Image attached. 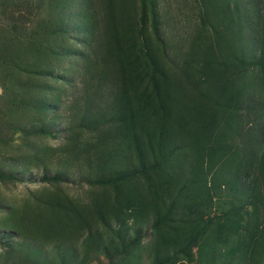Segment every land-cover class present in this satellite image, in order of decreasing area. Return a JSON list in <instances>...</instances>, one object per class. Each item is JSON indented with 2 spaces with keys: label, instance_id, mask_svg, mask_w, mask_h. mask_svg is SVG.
<instances>
[{
  "label": "trees",
  "instance_id": "1",
  "mask_svg": "<svg viewBox=\"0 0 264 264\" xmlns=\"http://www.w3.org/2000/svg\"><path fill=\"white\" fill-rule=\"evenodd\" d=\"M90 3L85 0L83 7L93 49L92 56H85L87 92L72 105L66 121L108 129L94 140L95 146L99 141L105 147H98L97 157L108 166L89 180L111 187L114 196L94 205L97 225L84 221L87 227L75 240L54 238L49 250L54 256L28 241L26 257L35 264L51 259L85 264V249L103 252L112 264H264V0L204 3L216 24L200 38L199 67L184 68L192 88L183 86L176 67L167 65L160 0H142L140 17L131 12L129 0L104 1L99 29H94ZM149 13L161 49L144 34ZM64 26L60 29L67 33ZM21 38L25 44L20 47L29 49L31 38L18 34ZM48 51L57 59L77 54L65 46ZM149 69L155 72L153 83L142 76ZM178 69L183 72L182 66ZM24 71L32 80L64 79L53 65L43 70L30 62ZM106 82L111 86L102 95ZM34 89L24 101L27 108L59 110L58 103L39 94L42 84ZM7 101L9 106L0 107L3 115L23 107L17 96ZM63 124L36 118L29 130L52 134L70 128ZM0 178L12 174L0 168ZM42 180L67 179L46 170ZM127 186L134 189L124 193ZM68 208L83 214L80 207ZM215 210L217 217L210 216ZM148 229L156 234L153 254L145 257L142 241ZM8 234L0 233V241Z\"/></svg>",
  "mask_w": 264,
  "mask_h": 264
},
{
  "label": "rangeland",
  "instance_id": "2",
  "mask_svg": "<svg viewBox=\"0 0 264 264\" xmlns=\"http://www.w3.org/2000/svg\"><path fill=\"white\" fill-rule=\"evenodd\" d=\"M103 2L92 0L88 4L92 8L94 29L103 26ZM120 2L123 0H113L114 4ZM205 2L207 0H160L167 65L172 70L176 67L175 74L183 78L185 83L182 85L185 87L192 88L193 83L186 81L184 68L192 65L199 67L203 49L200 38L208 35L206 31L216 24L213 14L205 13ZM129 3L131 12L140 17L142 0H134L133 4L129 0ZM84 6L85 0H55V3L54 0H0V107L9 106L7 100L13 101L16 96L23 106L22 109L16 107L8 115L0 112V168L12 174V178H0V233H9L7 238L0 241V264H35L26 257L28 249L23 248L24 243L36 241L49 251L54 238L75 240L87 227L84 221L97 225L94 205H102L114 196L111 187H99L89 180L101 175L108 166L103 158L97 157L100 155L97 151L105 147L99 141L96 146L94 144V140L102 134L106 136L108 129L104 132L89 129L87 125L80 127L79 120L69 125L66 121V117L72 116V105L87 92L84 82L89 71L85 66L88 62L85 56H92L93 49L88 45L92 35L85 31ZM151 17L150 13L147 14L144 34L156 48L161 49L152 31ZM64 25L68 26L67 33L60 29ZM54 28L60 30L51 32ZM139 31L140 27L136 26L132 34L136 37ZM18 34L31 38L29 49L20 47L25 40L17 39ZM98 35L99 32L97 39ZM63 46L71 47L77 54L57 59L55 54L48 51L51 47L60 51ZM30 62L34 68L43 70L53 65L64 79L32 80L24 71ZM179 65L183 67L182 73ZM154 74L149 69L142 76L150 81ZM37 83L43 85L39 94L46 100L58 103L59 110L38 113L27 108L24 101L28 95H34ZM45 85L53 86V91L45 89ZM110 86L109 82L104 84L102 95L108 92ZM79 104L86 103L81 100ZM36 118L50 123L61 120L64 129L65 125L70 128L58 133L35 134L29 130V123ZM46 170L52 174L62 173L67 180L43 181ZM133 189L127 186L123 192L129 193ZM71 206L80 207L83 214L69 210ZM210 216L217 217V210ZM154 234L148 229L142 241L145 257L153 254ZM54 253L51 255L54 256ZM82 253L86 257L85 264L113 262L103 252L90 253L82 249ZM43 264L60 263L51 259Z\"/></svg>",
  "mask_w": 264,
  "mask_h": 264
}]
</instances>
